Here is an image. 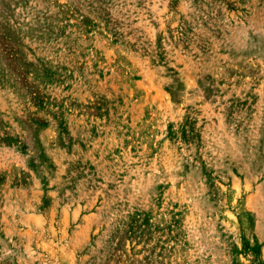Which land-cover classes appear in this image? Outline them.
Segmentation results:
<instances>
[{
  "label": "rangeland",
  "instance_id": "1",
  "mask_svg": "<svg viewBox=\"0 0 264 264\" xmlns=\"http://www.w3.org/2000/svg\"><path fill=\"white\" fill-rule=\"evenodd\" d=\"M0 264H264V0H0Z\"/></svg>",
  "mask_w": 264,
  "mask_h": 264
}]
</instances>
